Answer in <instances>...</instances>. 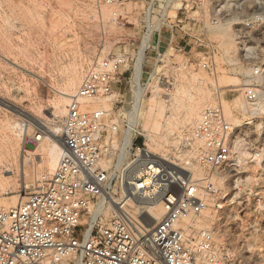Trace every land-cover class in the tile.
Wrapping results in <instances>:
<instances>
[{"label":"built area","instance_id":"obj_1","mask_svg":"<svg viewBox=\"0 0 264 264\" xmlns=\"http://www.w3.org/2000/svg\"><path fill=\"white\" fill-rule=\"evenodd\" d=\"M94 1L98 7L134 6V14L113 12V21L135 16L145 56L154 48L162 57L163 46L185 56L191 47L196 66L211 74L218 73L219 50L208 33L230 26L242 62L237 75L244 79L245 117L233 124L222 104L207 107L183 138L198 149L196 158L169 165L136 143L131 121L121 117L124 108L117 114L91 108L92 101L120 95L129 64L125 53L98 59L66 108L54 171L14 208L0 205V264H236L229 250H217L209 229H190L183 220L204 219L208 197L221 208L220 181L237 186L263 156L254 144L264 135V0ZM147 203L165 210L151 230ZM126 207L139 209L138 218Z\"/></svg>","mask_w":264,"mask_h":264},{"label":"rangeland","instance_id":"obj_2","mask_svg":"<svg viewBox=\"0 0 264 264\" xmlns=\"http://www.w3.org/2000/svg\"><path fill=\"white\" fill-rule=\"evenodd\" d=\"M115 11L123 15L134 14V6L128 3L124 9L98 7L94 0H0V162L4 159L5 164L13 168V173L7 176L17 182L12 194L0 189L1 206L5 207L6 202L14 199L17 206L49 177L50 173L45 169L49 149L46 137L54 140L51 135L42 133L44 129L39 124L17 114L6 102L38 119L47 126V130L60 128L58 138H61L65 115L57 119L53 117L52 105L72 70H78L81 84L87 68L98 59L125 53L129 56V64L123 68L124 84L120 91L116 90L120 95L113 101L103 100L108 102L107 110L117 114L119 109L124 108L120 111L121 117L129 120L131 117L133 120L131 112L137 93L134 70L142 48V32L133 24L135 16L130 15L129 21L120 19L119 23L114 22ZM217 30L208 33V38L218 43L217 74L196 66V50L191 47L187 48L185 56L167 46L160 49L162 57H156L154 48L146 56L144 52L141 79L144 93L141 112L133 126L134 136H137L136 143L149 152L167 153L171 158L168 163L172 161L184 166L183 162L189 163L191 160L185 159L187 152L183 151L185 145L182 138L192 132L190 129L193 127L185 128L186 132L179 127L187 107L201 96L196 81L198 77H206L204 91L210 97L207 101L209 105L204 104L203 111L208 106L222 104L233 124H239L245 117L242 112L228 113L234 101L244 102V79L237 75L242 62L236 36L231 28L235 50L225 54L215 35ZM188 59L191 60L189 63ZM222 76L228 81L217 85ZM116 101L118 103L114 105ZM146 126L148 133L144 131ZM178 131L182 135L177 134ZM147 135L151 136L150 140ZM38 136L43 140H37ZM166 137L170 138L168 143L164 142ZM248 138L252 141L256 138L254 129L249 130ZM17 142L19 147L16 146ZM254 145L264 149V135ZM180 155H183L182 158ZM25 159L26 164L22 167ZM0 164L1 180L5 174L2 171L3 163ZM219 185L216 187L222 194V207L216 206L215 198L208 197L210 208L198 225L208 223L204 228L212 230L215 235L217 250H229L236 264H264V153L252 163L237 186L233 182ZM136 210L130 208L132 215L138 218Z\"/></svg>","mask_w":264,"mask_h":264},{"label":"bare ground","instance_id":"obj_3","mask_svg":"<svg viewBox=\"0 0 264 264\" xmlns=\"http://www.w3.org/2000/svg\"><path fill=\"white\" fill-rule=\"evenodd\" d=\"M215 35L218 36V40L221 42V45H222L221 48H223L225 54H231L235 50L234 35L231 32V27L230 26L224 25V26L218 27V30L216 31V34ZM146 48H147V44L145 42V44L142 45V48H141L140 53H139V57L137 58L138 61H137L136 69H135V75H134L135 77L134 78H135V85L138 87V89H137V93H136V96H137L136 97V103H135V105L133 107V111L131 112V115L133 116V120H131L132 118L130 117L131 129H133V126L136 123V119L138 118V116H139V114L141 112V100H142L143 93H144V90L142 89V85H141V79H142V74H143L142 73V70H143L142 69V63H143V60H144V52H145ZM229 58L228 59L225 58V59L226 60H229ZM234 61H235V59H234ZM202 76L201 77H198L196 79V81H198V85H199V87L201 89V93H200L201 96L200 97L198 96L199 98H198L197 101L194 99L195 102L191 103L187 107V109L185 110V112L183 114V117H182V120H181V126L179 127L180 129H184L185 130V128H188V127H189V129L191 127L194 128L199 123V121L201 119L200 116H201L202 111H203L202 110L203 105L204 104H208L207 101H208V97L209 96H208V93H205V91H204V86L206 84V77H204V76L202 77ZM80 78H81V76H80L78 70L77 69H73L72 70V73L69 76L68 81L60 89V91L58 93L57 100H55V102L52 105L53 106L52 107L53 108L52 115L56 119L57 118H62L66 114V108H67V106H68V104H69V102H70L73 94L78 89V86L80 84ZM226 80L228 81V79L225 76L224 77L223 76L222 77H219V79L217 81V85L223 84L224 81H226ZM235 83L236 82H234V84ZM6 103H8L9 105L6 104ZM6 103L5 104L9 108L13 109L17 114L22 115L23 117L29 118L31 121H34L35 123L39 124L42 127V129H44V131H45V132L42 131L43 134L51 135L52 138H54V140H52L49 136L46 137V140L49 141L48 142L49 143L48 144L49 147L47 146V148H49V149H47L48 152H47V161H46V164H45V169L48 171V173L51 174L54 171V169L56 168L57 164H58V161L60 159V155H61L62 149H63V138H62V136H61V138H58V136L60 137V133H61L60 132L61 131L60 128H55L54 131L47 130L46 129L47 126L45 124H43L42 122H40L38 119L34 118L32 115H30L29 113H27L23 109H20L18 107H14V106L12 107V105L9 102H6ZM107 103L108 102H106L105 100L99 99V100L92 101L91 107L93 106V107H96V108H104V109H107L108 108V104ZM225 108H227V107H225ZM246 109L247 108H246L245 102L240 101V100H238V101L236 100V102L234 101V103L230 106V108H228V113H229V115L233 111L245 113L246 112ZM155 125L158 126L157 123H155ZM193 128H191L190 130H192ZM148 130H149V128L146 126L145 127V130H144L145 133H148ZM185 132H186V130H185ZM179 133L180 132L178 131L177 134H179ZM179 135H182V134H179ZM169 137H166V139L164 140L165 143H168V139H170ZM147 138L150 140L151 136L150 135H147ZM40 139H42V137L38 136L37 137V140H40ZM131 139H132V136L130 135V133H128L127 134V137H126V142L131 143ZM182 141H183L182 144L185 145L184 146L185 148L183 147L184 148L183 151L185 150L187 152L185 154L187 156L185 159H194V158H196V155L198 153V149L196 147L189 148V147H187L186 141L184 139ZM19 142H21V141H19ZM178 142H179V140H178ZM22 144H23V147L22 148H24V142H22ZM160 145H161V143H160ZM16 146L19 147L18 142L16 143ZM181 146H183V145H181ZM23 150L24 149H22V151ZM149 154L153 158H156V157L158 158L159 157V159L161 161H164L165 163L167 161V164H169V165L175 164V162H172L170 160H169L170 162L168 163V159H171V158H169V155L167 153L163 152V151L161 152V154H158V152L157 153L156 152H149ZM182 156L183 155H180L179 157L182 158ZM9 157H11V156H9ZM13 157H15V156L13 155ZM3 160H1V162L3 163V165H2V171L4 172L5 175L2 176V178L0 180V189L1 190H5L6 189V191L8 192V194L9 193L12 194L13 191H14V189H15V186H17V182L15 180H13L12 177H8L7 176V175L13 173V171H12L13 168H10V166L8 167V165L5 164V162ZM14 161H17V160H14ZM24 164H26V159L22 161V163H21L22 167L24 166ZM183 164H187V161L186 162H183ZM17 166H18V164H17ZM222 182H225V181H220V183H222ZM132 200L134 201L133 198H132ZM15 205H16L15 199L14 200H10V201L6 202L4 208L11 209V208H14ZM146 205L147 206H146V209H145L146 210V223H145V226H146V228L148 230L149 229L151 230V228H153V226L156 224V222L159 221L163 217V215L165 213V210H164V207H163L162 204H151V203H147ZM130 208H132V207H126V211L130 214V216H132L133 218H135L134 215H132V211H130ZM137 210H139V209H137ZM108 215H110V211L106 213V216H108ZM201 221L194 222L191 219V217H189V218L183 220V223L186 224V225H188V226H191L190 229H201V228H204V226H206L208 224V223L206 224V222H203V223H201V225H198V224H200ZM209 228H210V225H209ZM205 229H207V227Z\"/></svg>","mask_w":264,"mask_h":264}]
</instances>
